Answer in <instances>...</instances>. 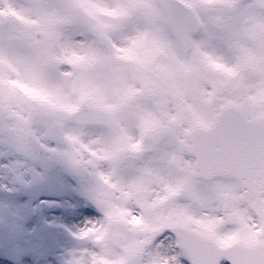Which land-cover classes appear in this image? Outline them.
I'll return each mask as SVG.
<instances>
[{"label": "snow or ice", "instance_id": "snow-or-ice-1", "mask_svg": "<svg viewBox=\"0 0 264 264\" xmlns=\"http://www.w3.org/2000/svg\"><path fill=\"white\" fill-rule=\"evenodd\" d=\"M53 170L64 264H264V0H0V189Z\"/></svg>", "mask_w": 264, "mask_h": 264}, {"label": "rangeland", "instance_id": "rangeland-1", "mask_svg": "<svg viewBox=\"0 0 264 264\" xmlns=\"http://www.w3.org/2000/svg\"><path fill=\"white\" fill-rule=\"evenodd\" d=\"M56 177L53 191L56 195L53 200L63 203L69 200L68 211L61 209L58 205L47 206L50 195H41V198L26 195L25 187H20L12 192L0 189V228L9 226L11 232L0 238V264H64L68 253L82 247L76 239L69 243L68 231L75 232L83 224L84 218H78L76 204V192L73 190L71 181L56 171H50ZM69 186V194L64 192L63 187ZM63 191V192H62ZM46 196V197H45ZM46 199H42V198ZM38 199V200H37ZM37 200V201H36ZM30 209L34 212L30 215ZM30 211V212H29ZM7 215H11V223L4 224ZM15 220V221H14ZM15 236L24 241L41 237V241L34 239L36 248L23 253L21 249L8 250L9 236Z\"/></svg>", "mask_w": 264, "mask_h": 264}]
</instances>
